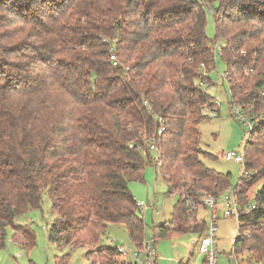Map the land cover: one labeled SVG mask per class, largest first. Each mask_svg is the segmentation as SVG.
Returning <instances> with one entry per match:
<instances>
[{
  "label": "trees",
  "instance_id": "trees-1",
  "mask_svg": "<svg viewBox=\"0 0 264 264\" xmlns=\"http://www.w3.org/2000/svg\"><path fill=\"white\" fill-rule=\"evenodd\" d=\"M209 9L215 38L224 42L231 98L255 112L264 107V0H0V249L9 227L14 243L35 245L33 231L17 220L39 208L46 191L56 214L50 242L89 247L84 256L92 264H132L102 244V235L121 224L132 245L146 238L128 184L152 163L151 143L169 193L218 198L229 187L230 174L206 167L199 146L212 102L198 82L217 65L205 32ZM244 156L250 176L234 188L241 208H256L241 214L240 230L250 235L234 247L260 260L264 185L248 193L264 177V120ZM178 196L168 221L151 226L153 242L207 227ZM67 262L63 256L57 264Z\"/></svg>",
  "mask_w": 264,
  "mask_h": 264
},
{
  "label": "rangeland",
  "instance_id": "rangeland-1",
  "mask_svg": "<svg viewBox=\"0 0 264 264\" xmlns=\"http://www.w3.org/2000/svg\"><path fill=\"white\" fill-rule=\"evenodd\" d=\"M205 3V2H204ZM210 7V6H209ZM208 7V8H209ZM205 32L215 49L216 68L209 72L210 87L206 88L209 101L219 103L216 115L209 111L204 112V117L199 124V146L201 148V159L206 167L221 173L230 174V189L234 188L238 179L243 175L244 163L227 160L222 155L226 151L244 152L248 129L244 124L237 121L230 110V93L228 82L224 79L225 66L221 61L218 48L224 42L215 38L212 13L207 10ZM239 103V102H238ZM245 112L250 111L251 103H239ZM206 105V109L209 105ZM264 107L257 109L255 113L261 114ZM152 163L145 162L143 177L129 182L136 201L143 202L140 214L146 224V238L153 240L151 226L168 221L174 204L178 200L177 193H169L168 186L162 178L160 170L155 165L156 155L150 153ZM255 173H256V169ZM264 185V177L256 180L249 189L251 197ZM206 225L210 223V212L208 209H200ZM217 248L218 258L216 264H264V257L254 260L252 253L247 249L234 247L231 237L238 233V221L234 217H223L217 212ZM56 214L51 209V201L46 191L42 193V202L39 208H32L26 214L20 216L18 223L30 227L35 234V245L30 250H25L11 239V228H7V239L5 247L0 249V264H57L63 256H67V264H92L84 256L89 247L70 248L68 246H57L48 239V230L54 223ZM196 234L188 233L172 235L167 238H158L154 242L159 256L158 264H177L180 259H188L189 264H202L203 256L198 255L193 249L189 256L191 239ZM112 241V243H110ZM102 244L112 247L126 246L132 248L126 229L121 224H110L107 231L102 235Z\"/></svg>",
  "mask_w": 264,
  "mask_h": 264
},
{
  "label": "built area",
  "instance_id": "built-area-1",
  "mask_svg": "<svg viewBox=\"0 0 264 264\" xmlns=\"http://www.w3.org/2000/svg\"><path fill=\"white\" fill-rule=\"evenodd\" d=\"M109 42V39H106ZM114 40H111L113 42ZM113 44L110 46L111 52V60L113 64H116V58L113 52ZM217 47H214V52ZM219 54L221 51V46L218 48ZM242 52V51H241ZM224 79L227 81V73L223 74ZM228 82V81H227ZM199 86L206 90V88L210 87V82L208 78H201L198 82ZM229 87V86H228ZM230 93V110L231 114L236 118L237 121L241 122L248 129L247 140L250 139V134L255 131L258 127L260 120H264V112L261 114H252V112L245 110L240 106V104L231 98ZM264 95V93H263ZM147 102L145 101V104ZM214 105H210L207 107V111L211 115H216L217 109L219 107V103L213 102ZM255 113V112H253ZM157 120L160 123L158 128V133H161L164 130V125L162 123V117L159 115H155ZM246 140V141H247ZM129 147H133V144L130 143ZM137 149H142L140 144L137 145ZM149 151L156 155L155 163L160 164V151L159 148L151 143L149 145ZM227 160H234L239 163H244V152H236V151H226L222 155ZM244 176L249 177L250 173L248 171H244ZM173 193H177L181 196L182 200L185 203L187 212L189 214L199 211L200 209H208L210 212V223L207 225L205 230L196 234V238L191 239V246L195 250L198 255L203 256L202 264H216L218 258V248H217V212L219 211L223 217L230 218L234 217L238 221V233L231 237V242L234 244L239 238L244 236H249V230H240L239 226V218L241 214L249 212L250 210L256 208V204L254 202L249 203V205L241 208L240 202L237 198L235 188L230 189L228 187L220 197H216L212 193L206 191H195L194 194L185 192L183 190H175ZM138 206H143L142 202H136ZM264 242V239H263ZM112 243V241L110 242ZM116 251L124 261H129L132 264H158L159 256L156 251V246L152 240L144 239L139 246H134L132 248H128L126 246H118L116 247Z\"/></svg>",
  "mask_w": 264,
  "mask_h": 264
},
{
  "label": "crops",
  "instance_id": "crops-1",
  "mask_svg": "<svg viewBox=\"0 0 264 264\" xmlns=\"http://www.w3.org/2000/svg\"><path fill=\"white\" fill-rule=\"evenodd\" d=\"M142 203H143V202H142ZM143 206H144V203H143ZM140 207H142V206H140ZM198 216H199V217H202V215L200 214V211H198ZM202 218H203V217H202ZM189 248H190V252H189V256H190V255L193 254V252H192V251H193V248H192L191 244H190V247H189ZM180 260H181V261H186V260H188V259H186V260L180 259ZM180 260H179V261H180Z\"/></svg>",
  "mask_w": 264,
  "mask_h": 264
}]
</instances>
